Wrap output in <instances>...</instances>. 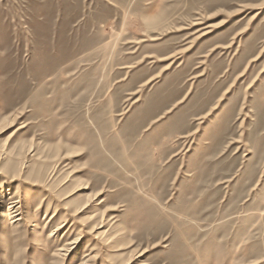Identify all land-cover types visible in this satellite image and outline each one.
Here are the masks:
<instances>
[{
	"label": "rangeland",
	"instance_id": "1",
	"mask_svg": "<svg viewBox=\"0 0 264 264\" xmlns=\"http://www.w3.org/2000/svg\"><path fill=\"white\" fill-rule=\"evenodd\" d=\"M82 263L264 264V0H0V264Z\"/></svg>",
	"mask_w": 264,
	"mask_h": 264
},
{
	"label": "bare ground",
	"instance_id": "2",
	"mask_svg": "<svg viewBox=\"0 0 264 264\" xmlns=\"http://www.w3.org/2000/svg\"><path fill=\"white\" fill-rule=\"evenodd\" d=\"M44 8V7H43ZM159 18V16H157ZM155 17V18H157ZM224 225V224H223ZM187 226V225H186ZM60 228V227H59ZM70 244H76V240L72 241ZM82 264H85V263H82ZM87 264V263H86Z\"/></svg>",
	"mask_w": 264,
	"mask_h": 264
}]
</instances>
